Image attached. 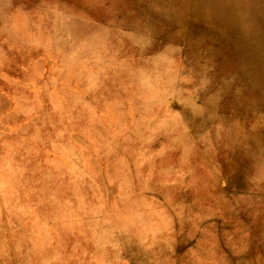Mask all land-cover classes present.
<instances>
[{
    "label": "rangeland",
    "instance_id": "obj_1",
    "mask_svg": "<svg viewBox=\"0 0 264 264\" xmlns=\"http://www.w3.org/2000/svg\"><path fill=\"white\" fill-rule=\"evenodd\" d=\"M0 264H264V0H0Z\"/></svg>",
    "mask_w": 264,
    "mask_h": 264
}]
</instances>
